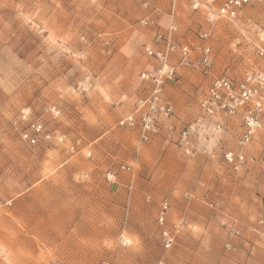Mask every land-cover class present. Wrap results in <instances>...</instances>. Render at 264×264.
I'll return each instance as SVG.
<instances>
[{"label": "rangeland", "instance_id": "1", "mask_svg": "<svg viewBox=\"0 0 264 264\" xmlns=\"http://www.w3.org/2000/svg\"><path fill=\"white\" fill-rule=\"evenodd\" d=\"M208 11L179 0L174 16L177 43L200 46L198 32L205 30L213 50L208 76L180 65L178 52L172 55L180 79L169 84L176 87L170 94L185 123L202 117L199 100L215 77L239 80L264 70L254 45L264 32V1L234 21H210ZM146 16L153 25L141 23ZM171 20L168 0H0V200L13 203L0 209V264L166 263L170 250L162 246L153 206L165 188L149 183L164 153L181 149L170 124L143 143L139 126L119 121L148 95L141 73L154 61L147 48ZM52 106L57 117L48 111ZM26 113L44 124L51 140L30 145L21 139ZM229 121V130L201 140V150L184 163L203 184L230 188L259 218L264 128L245 148V164L233 171L223 152L238 149L241 129L238 120ZM72 144H78L75 153Z\"/></svg>", "mask_w": 264, "mask_h": 264}, {"label": "built area", "instance_id": "2", "mask_svg": "<svg viewBox=\"0 0 264 264\" xmlns=\"http://www.w3.org/2000/svg\"><path fill=\"white\" fill-rule=\"evenodd\" d=\"M172 20L169 27L162 31L156 29L153 47L147 48L148 56L154 64L141 73V79L149 87V93L141 97L135 110L119 121V126L140 128V140L149 142L160 133L162 120H170L175 117L173 103L165 99V91L172 82H178V64L171 60L176 52L180 54V65L200 69L206 76L210 75L213 68V50L209 43L211 32L200 30L198 38L202 42L200 46L189 43L176 42L177 24L174 16L179 0H168ZM193 11L206 8L209 10V19L215 17L225 18L229 21L238 19L242 10L255 3L264 0H189ZM220 1L218 8L214 7ZM148 5V4H145ZM145 26L153 25L151 16L141 20ZM259 41L254 42L257 55L264 60V32L259 35ZM199 107L202 117L187 124L182 129L175 125L169 126L170 135L175 138V143L187 156H194L201 150V140H211L229 130L232 126L229 120H238L241 134L238 138V149L225 150L223 158L225 163L233 171H238L246 162L245 148L256 138L264 128V70H252L243 78L236 80L229 74L223 73L215 77L209 84L205 93L200 97ZM48 111L54 117L59 115L55 106ZM29 114H23L22 119L26 127L21 132V139L30 144L38 145L41 140H51L52 134L47 132L42 122L32 120ZM15 124L17 122H14ZM59 142L64 141L63 136H56ZM78 144H72L70 151L75 153ZM126 172L132 173V166L122 167ZM151 201V196L147 197ZM12 201H1L0 209L12 206ZM171 216V204L168 200H161L157 214V223L160 227L162 246L166 250L173 248L179 235L184 233L189 225L184 217L177 218L169 224ZM258 230L264 236V218L258 223ZM127 244V243H126ZM125 244V245H126Z\"/></svg>", "mask_w": 264, "mask_h": 264}, {"label": "crops", "instance_id": "3", "mask_svg": "<svg viewBox=\"0 0 264 264\" xmlns=\"http://www.w3.org/2000/svg\"><path fill=\"white\" fill-rule=\"evenodd\" d=\"M173 88L169 85L165 91V99L171 103L175 100L170 94ZM180 117L177 111L174 118L162 120L161 131L167 124L182 129L190 123ZM186 156L182 150L168 149L159 169H153L157 173L149 183L156 191L165 188L162 197L171 204L173 222L184 217L189 225L166 254L165 264H264V236L257 228L264 215L254 217L249 203L231 195L230 188L203 184L198 177L190 176L184 163ZM253 186L257 189V182ZM153 206L157 217L159 201Z\"/></svg>", "mask_w": 264, "mask_h": 264}]
</instances>
